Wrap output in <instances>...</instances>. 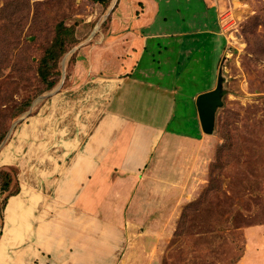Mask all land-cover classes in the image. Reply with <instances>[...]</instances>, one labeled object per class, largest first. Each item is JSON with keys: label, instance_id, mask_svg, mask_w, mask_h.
Instances as JSON below:
<instances>
[{"label": "rangeland", "instance_id": "obj_1", "mask_svg": "<svg viewBox=\"0 0 264 264\" xmlns=\"http://www.w3.org/2000/svg\"><path fill=\"white\" fill-rule=\"evenodd\" d=\"M115 1L0 0V203L15 189L22 172L18 166H7V159L32 158L34 169L40 162L49 166L60 155L57 144L71 139L83 146L99 120L105 101L99 94L101 85L114 76L108 69H93L86 53L102 47ZM138 1L136 15L145 7ZM208 3L212 1L171 0L161 11L173 19L169 26L175 29L198 28L204 18L216 28V17L222 40L215 37V44L221 55L209 52L213 43L207 35L191 48L181 45L185 69L178 71L179 89L168 69L160 68L166 57L171 61L167 54L174 51L160 54L154 49L145 57L146 70L138 71L142 76L147 73L153 86L135 88L141 96L130 97V87L123 89L134 105L122 111L160 126L172 120L171 127L183 138L166 135L148 162L153 172L147 177L144 170L141 175L150 180L152 201L172 210L166 229L156 231L145 221L131 233L140 256L144 246L138 239L156 232L160 238L151 259L138 256L135 264H264V254L256 256L257 248L264 250V0H228L220 10L217 4L208 8ZM65 28L70 33H63ZM59 35L63 51L56 44ZM174 47L179 48L176 43ZM54 49L60 55L50 60L55 66L45 70L44 80V58ZM103 49H97L98 59ZM219 76L223 105L217 110L214 132L204 140L192 97L215 88ZM160 79L170 80L169 90L165 85L158 88ZM186 96L191 98L185 99L189 106L183 102ZM25 130L32 136L23 140ZM122 177L126 182L117 187L120 195L111 199L125 200L121 195L137 190L138 181ZM7 180L12 181L8 187ZM2 225L0 213V230Z\"/></svg>", "mask_w": 264, "mask_h": 264}, {"label": "crops", "instance_id": "obj_2", "mask_svg": "<svg viewBox=\"0 0 264 264\" xmlns=\"http://www.w3.org/2000/svg\"><path fill=\"white\" fill-rule=\"evenodd\" d=\"M140 1L145 7L139 15L135 14L138 0H116L112 3V10L115 11L108 35H103L102 47H99L101 50L104 48L99 54L100 59L96 57L98 47L86 53L93 69H108L114 77L106 78L101 85L99 94H103L101 98L105 100L102 112L84 145L71 139L64 140L63 144H57L60 146L57 149L61 148L59 157L49 166L37 163L36 169L31 166L35 164L32 158L14 156L7 159V166H18L22 172L15 189L4 196L0 203L3 222L0 230V264H117L123 260L135 264L140 258L151 259L155 248L160 246L157 232L138 239L144 246L140 256L131 233L141 227L139 223L145 221L156 231L167 228L168 213L172 208H159L158 203L152 201L154 192L147 190L150 180L146 176L149 177L154 167L149 169L147 165L156 147H162L166 135L171 133L173 136L169 137L183 138L171 127L172 120L168 126H160L122 111L121 108H132L134 105L130 104L129 91L123 89L130 87L131 97L134 94L142 95L135 88L153 86L147 82L151 81L148 74L142 76L138 71L140 68L146 70L145 57L154 49L160 54L167 50L174 51L167 54L171 61L166 56L163 62L160 61V68L168 69L169 77H174L175 84L181 89L179 69H185L180 60L183 51L181 45L191 48L198 38L207 35L213 43L208 45L209 52L220 56L221 49L219 44H215V37L221 38V31L216 17V28L209 27L205 18L199 20L198 28H191L190 25L186 29L170 28L173 19L161 8L164 4H170L171 0ZM211 1V4H207L208 8L217 4L219 10L228 2ZM175 43L179 48L174 47ZM172 54H175L174 59ZM166 83H170V80L160 79L156 85L161 90L165 85V90H169ZM169 92L176 94L177 90L170 88ZM183 98L185 106H189L190 102L185 99L190 97ZM193 98L196 101V96ZM173 100L174 105H178L177 99ZM88 104L90 106V102ZM198 121L200 123L199 116ZM83 127L86 129L87 124ZM201 135L205 140L209 134L202 132ZM31 136L29 130L22 132L23 140ZM193 140L197 141L192 137ZM162 150L158 155L162 154ZM142 173L147 175L141 178ZM124 175L129 180L138 181L137 190L127 196L121 195L125 200L111 199L120 195L117 194V187L126 182L122 177ZM150 211L160 214L149 216ZM257 249L256 256L264 254L262 246Z\"/></svg>", "mask_w": 264, "mask_h": 264}, {"label": "water", "instance_id": "obj_3", "mask_svg": "<svg viewBox=\"0 0 264 264\" xmlns=\"http://www.w3.org/2000/svg\"><path fill=\"white\" fill-rule=\"evenodd\" d=\"M222 78L219 76L217 86L196 97L199 120L204 133L212 134L215 128L216 113L223 105Z\"/></svg>", "mask_w": 264, "mask_h": 264}, {"label": "trees", "instance_id": "obj_4", "mask_svg": "<svg viewBox=\"0 0 264 264\" xmlns=\"http://www.w3.org/2000/svg\"><path fill=\"white\" fill-rule=\"evenodd\" d=\"M63 33H65V34L70 33V30L67 29V28H65L63 30ZM56 44H58V48L61 49V51H63V48H64V39L61 37V35H59L57 37ZM48 53H50V55L48 54V56L44 58L43 67L41 68V74H42L44 80L47 79L45 70L48 72L50 68H53L55 66L54 62H52L50 60L51 59L52 60H56L57 57H58V55H60V53L58 52V49H57V51H56V49H54V51L51 50ZM48 83L51 86L54 85V81L53 80H49L48 79ZM190 134L193 135L191 132H190ZM8 182L11 185V182L12 181L7 180V182L4 183V185L7 186V187L9 186V183Z\"/></svg>", "mask_w": 264, "mask_h": 264}, {"label": "built area", "instance_id": "obj_5", "mask_svg": "<svg viewBox=\"0 0 264 264\" xmlns=\"http://www.w3.org/2000/svg\"><path fill=\"white\" fill-rule=\"evenodd\" d=\"M213 1H218V0H213Z\"/></svg>", "mask_w": 264, "mask_h": 264}]
</instances>
